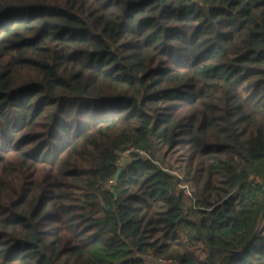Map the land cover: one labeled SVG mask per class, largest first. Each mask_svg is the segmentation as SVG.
<instances>
[{
  "label": "trees",
  "instance_id": "16d2710c",
  "mask_svg": "<svg viewBox=\"0 0 264 264\" xmlns=\"http://www.w3.org/2000/svg\"><path fill=\"white\" fill-rule=\"evenodd\" d=\"M151 258L264 264V0H0V264Z\"/></svg>",
  "mask_w": 264,
  "mask_h": 264
},
{
  "label": "rangeland",
  "instance_id": "374dc122",
  "mask_svg": "<svg viewBox=\"0 0 264 264\" xmlns=\"http://www.w3.org/2000/svg\"><path fill=\"white\" fill-rule=\"evenodd\" d=\"M162 151H164V147ZM127 152L128 150H125L121 153V158H120L121 162L126 160L125 156ZM181 153L182 152L178 150L172 151L171 154L166 157V160H168L171 164H173L175 169H177L178 171H179V164H181L182 162L181 161L182 156L180 155ZM240 199H241L240 195H235L230 201L232 204H237ZM148 264H168V263L151 258L149 259ZM169 264H173V263H169Z\"/></svg>",
  "mask_w": 264,
  "mask_h": 264
},
{
  "label": "built area",
  "instance_id": "2783aa9c",
  "mask_svg": "<svg viewBox=\"0 0 264 264\" xmlns=\"http://www.w3.org/2000/svg\"><path fill=\"white\" fill-rule=\"evenodd\" d=\"M159 260L162 261V262H166L168 264L169 263H173V264L175 263V261L173 259H163V258H160Z\"/></svg>",
  "mask_w": 264,
  "mask_h": 264
},
{
  "label": "water",
  "instance_id": "95a60500",
  "mask_svg": "<svg viewBox=\"0 0 264 264\" xmlns=\"http://www.w3.org/2000/svg\"><path fill=\"white\" fill-rule=\"evenodd\" d=\"M119 171H120V168L118 169L117 173L115 174V178L117 177V174L119 173Z\"/></svg>",
  "mask_w": 264,
  "mask_h": 264
}]
</instances>
